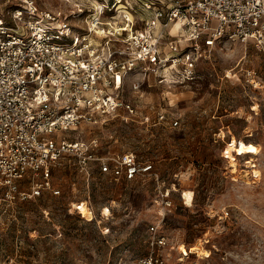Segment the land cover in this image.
<instances>
[{"label": "rangeland", "instance_id": "rangeland-1", "mask_svg": "<svg viewBox=\"0 0 264 264\" xmlns=\"http://www.w3.org/2000/svg\"><path fill=\"white\" fill-rule=\"evenodd\" d=\"M14 1L0 0V11ZM95 1L37 4L74 26L70 41ZM197 71L183 84L153 71L127 76L123 96L133 112L69 132L89 150L52 170L58 194L8 200L0 188V264H133L150 250L151 225L167 238L168 247L156 251L167 264H180L181 252L198 264H264V53L227 43ZM159 113L166 120L158 121ZM175 118L179 126L170 128ZM235 145L255 154L256 177L248 155L233 157ZM89 152L133 153L151 162L156 176L112 181ZM29 185L25 178L23 189Z\"/></svg>", "mask_w": 264, "mask_h": 264}, {"label": "built area", "instance_id": "built-area-1", "mask_svg": "<svg viewBox=\"0 0 264 264\" xmlns=\"http://www.w3.org/2000/svg\"><path fill=\"white\" fill-rule=\"evenodd\" d=\"M134 4L95 1L70 41L74 26L40 9L37 0H15L8 11H0V188L5 199L36 198L45 190L59 193L50 187L52 170L62 166L65 157L83 156L89 150L78 140L73 142L69 132L133 112L132 102L123 96L127 76L153 71L183 84L193 82L198 65L227 43L251 45L264 53V0ZM252 84L260 87L256 81ZM132 87L138 88L139 82ZM164 120L159 113L158 121ZM168 125L177 128L179 120L171 119ZM238 148L232 150L233 157L248 155L245 164L252 165L251 176L256 177L255 154L240 153ZM88 157L112 181L156 176L151 162L130 152L118 156L89 152ZM25 178L27 189L22 187ZM163 204L171 202L163 199ZM148 233L150 250L133 264H167V258L156 252L168 247L167 238L155 225ZM178 262L198 264L183 253Z\"/></svg>", "mask_w": 264, "mask_h": 264}, {"label": "bare ground", "instance_id": "bare-ground-1", "mask_svg": "<svg viewBox=\"0 0 264 264\" xmlns=\"http://www.w3.org/2000/svg\"><path fill=\"white\" fill-rule=\"evenodd\" d=\"M226 154H228L227 157H228V160H229L230 165L234 166L236 163L234 162L232 156H230L229 153H226ZM78 208H79V207H78ZM82 211L88 213V209H83ZM79 213H80L83 217H85L84 214H83L80 210H79ZM85 218H86V217H85ZM199 244H201V243H199ZM191 252H192V251H191ZM181 253H183V254H185V255H188V253H184V252H181Z\"/></svg>", "mask_w": 264, "mask_h": 264}]
</instances>
